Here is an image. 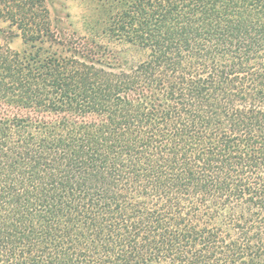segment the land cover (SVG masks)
Wrapping results in <instances>:
<instances>
[{"label":"trees","instance_id":"obj_1","mask_svg":"<svg viewBox=\"0 0 264 264\" xmlns=\"http://www.w3.org/2000/svg\"><path fill=\"white\" fill-rule=\"evenodd\" d=\"M113 2L0 0V264H264V0Z\"/></svg>","mask_w":264,"mask_h":264},{"label":"rangeland","instance_id":"obj_2","mask_svg":"<svg viewBox=\"0 0 264 264\" xmlns=\"http://www.w3.org/2000/svg\"><path fill=\"white\" fill-rule=\"evenodd\" d=\"M114 3L113 0H45L49 18L56 27L54 33L78 38H98L103 32L108 7ZM12 33L8 21L0 18V41L7 39L11 49L22 52L25 48L23 39Z\"/></svg>","mask_w":264,"mask_h":264}]
</instances>
